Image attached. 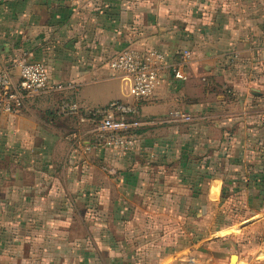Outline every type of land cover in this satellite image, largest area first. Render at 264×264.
<instances>
[{"label":"crops","instance_id":"0c3cea01","mask_svg":"<svg viewBox=\"0 0 264 264\" xmlns=\"http://www.w3.org/2000/svg\"><path fill=\"white\" fill-rule=\"evenodd\" d=\"M209 1L0 0V69L16 79V60L42 62L65 86L1 115L25 147L0 176V264L251 261L227 232L203 230L199 220L210 214L205 204L241 198L222 195L219 171H264V0ZM129 48L166 55L164 83L139 104L145 119L165 120L123 152L97 145L82 113L134 101L130 78L108 67ZM62 100L79 114H61ZM172 110L191 120L167 121ZM221 150L227 167L203 158ZM243 180L259 188L249 200L259 206L250 217L260 214L247 225L263 231L264 182Z\"/></svg>","mask_w":264,"mask_h":264},{"label":"built area","instance_id":"2783aa9c","mask_svg":"<svg viewBox=\"0 0 264 264\" xmlns=\"http://www.w3.org/2000/svg\"><path fill=\"white\" fill-rule=\"evenodd\" d=\"M189 56L188 51L183 52L184 59ZM15 64L18 68L16 79L9 70L0 69V115L18 112L31 96L43 92H57L65 88L62 83L51 79L47 67L42 62L20 58ZM167 64L166 55L156 48H129L108 61V67L113 72L130 78L134 101L112 100L103 107L85 113L87 119L93 123L97 145L123 152L135 148L139 137L137 131L155 124L154 119H145L141 115L139 104L164 83V70ZM172 71L176 78H185L175 66ZM60 111L64 114H79V106L74 102L62 100ZM80 120H84L82 116ZM190 120L189 114L179 110L168 113L167 121Z\"/></svg>","mask_w":264,"mask_h":264},{"label":"rangeland","instance_id":"374dc122","mask_svg":"<svg viewBox=\"0 0 264 264\" xmlns=\"http://www.w3.org/2000/svg\"><path fill=\"white\" fill-rule=\"evenodd\" d=\"M221 1H228V0H221ZM251 1H255V0H251ZM209 2H218V0H210ZM247 68H248L247 65L240 66V69H247ZM104 84H107V86L111 88V85L115 83L109 81ZM112 91L113 89H109V92ZM15 113H10L7 115L10 116ZM4 118L5 116H1L0 118V176H2L3 170L5 166L10 162L11 158L12 160H14L13 163L16 161H21L22 149L25 147L22 133L20 131H17V129L16 130L10 129L15 125L14 122L10 121L9 118H6V120ZM164 120L165 119H154L155 124L153 126L155 127V125H157V127L160 128L162 123L159 122H162ZM18 125H20L23 128L27 127L26 126L27 124L26 123L24 124V122ZM223 143L224 145L228 144L226 143V141H224ZM228 155L229 152H225L221 150L219 156L218 155L213 156L212 154L206 153L205 156H203V158H208V160H212L213 158H215L218 160L216 162L223 163L224 167H227L226 163L228 162V158H230ZM23 157H25L24 162H26L27 161L26 156ZM238 157L241 158V160L242 159L246 160V157L244 156H238ZM218 173L222 175V177H224V186L222 187H225L224 189L225 191L222 190L221 187V190L224 191V192L221 191L222 195H225L226 197L228 195L233 194V196L236 195L237 197H241V198L240 199L238 198L239 200L234 199V201H230L229 199H227L226 202H221L218 205V208L216 207V205L209 204L210 207H207L208 204H205V210L206 211L209 210L210 214L205 215V219L203 220V223L202 220H199V227L202 226L204 228L203 230L221 229V235L227 232V234L231 237V239L227 238V240H229V244L231 245L235 244L236 247L244 246L245 252L251 259L250 261L251 263L249 262L248 264H264V230L261 231L262 229V227H260L261 224L260 226L253 228H249V226L247 225L251 221H255V219L258 217L257 214H260L257 213L256 215H251L250 217V213H252V211H254L255 209H258L259 207L256 206V208L252 210V206L250 205V200L254 194L253 193L254 190L256 191L259 188L255 186L250 188H243L245 182L243 179H245V177L247 178V180L249 179L252 182L258 180H262L261 182H264V171H261L259 169L250 170L249 168H247V170L245 171L243 170L239 172H234V171L232 172L226 169V170H221ZM112 176H114V173L110 174V177ZM233 179L235 181H233ZM253 185L256 184L254 183ZM239 187L241 189H239ZM110 190L112 191V193L114 192V189H110ZM260 207H264V202L261 203ZM213 216L214 218L212 219ZM244 217L247 218L244 219ZM195 224L196 223H194L193 226ZM218 235L219 234H217V236Z\"/></svg>","mask_w":264,"mask_h":264},{"label":"water","instance_id":"95a60500","mask_svg":"<svg viewBox=\"0 0 264 264\" xmlns=\"http://www.w3.org/2000/svg\"><path fill=\"white\" fill-rule=\"evenodd\" d=\"M236 254H232L231 257H230V264H233L234 261L236 260Z\"/></svg>","mask_w":264,"mask_h":264},{"label":"trees","instance_id":"16d2710c","mask_svg":"<svg viewBox=\"0 0 264 264\" xmlns=\"http://www.w3.org/2000/svg\"><path fill=\"white\" fill-rule=\"evenodd\" d=\"M79 113V112H78ZM61 114H64V113H61ZM81 114V113H80ZM83 115H85L84 113H82ZM64 115H71L72 116V114H64ZM74 115H76V114H74ZM78 115V114H77ZM147 127V126H146ZM141 130L142 129H140V130H138L137 131V133H138V136H139V134L141 133Z\"/></svg>","mask_w":264,"mask_h":264}]
</instances>
